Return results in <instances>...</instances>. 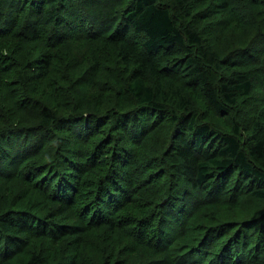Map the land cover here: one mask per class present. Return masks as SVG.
I'll use <instances>...</instances> for the list:
<instances>
[{
    "label": "trees",
    "instance_id": "trees-1",
    "mask_svg": "<svg viewBox=\"0 0 264 264\" xmlns=\"http://www.w3.org/2000/svg\"><path fill=\"white\" fill-rule=\"evenodd\" d=\"M194 3L202 8L195 17ZM235 3L251 17L256 7L264 12V0ZM237 6L233 0H0V264H102L81 258L84 249L98 247L109 251L107 264H264V210L245 222L241 211L216 208L232 205L234 196L264 203V106L255 108L244 140L239 125L227 131L198 122L183 93L195 85L223 114L237 95L250 94L247 73L215 75L231 62L264 57L257 47L264 29L221 58L196 26L219 11L244 22ZM137 34L141 43L131 42ZM146 111L166 113L160 123L180 131L166 150L170 168L161 166L165 180L143 177L133 165L145 143H170V135L144 136L151 124ZM108 122L129 130L133 148L119 149L122 138L91 142ZM234 174L235 187L240 178L248 184L225 195Z\"/></svg>",
    "mask_w": 264,
    "mask_h": 264
},
{
    "label": "rangeland",
    "instance_id": "rangeland-1",
    "mask_svg": "<svg viewBox=\"0 0 264 264\" xmlns=\"http://www.w3.org/2000/svg\"><path fill=\"white\" fill-rule=\"evenodd\" d=\"M235 1L239 2L241 0H233L234 6H237ZM200 5L201 3L193 4V12L191 13L193 17H195V15L199 13V8H201ZM209 6L212 8L215 5L209 4ZM206 9H209V8L206 7ZM233 10L234 12L239 14L238 16H236L237 18L243 19L245 21L236 22V21H229L231 19L225 20L223 19L224 14L221 15L222 13L221 11H219L216 14L211 15V17L205 18L203 21L197 22L196 24L199 30H202V28L205 29L206 33L204 34V38L207 40L208 43L214 44L215 48L220 50L219 54L221 58H223L226 53H229L230 51L233 52L236 48H238V46H241V45L244 46L245 44L249 43L248 38L246 42H244L242 38H244L245 36H252L253 33L259 32L257 28H260L261 31L262 29H264V12L260 11L257 7L254 11L255 17H251L247 15L246 13H244L242 9H240L239 5ZM210 12H211V9H210ZM257 25L259 27H257ZM247 28L248 30L246 31V33H242ZM240 32L242 33V36L239 35ZM128 38L131 39V42L133 43L134 42L141 43V41L143 40V36L141 34L130 35ZM261 40L262 41H260L257 44V47L261 45L260 47L264 51V37ZM175 51H178V54H177L178 58H182V56L184 57L185 51L182 48L178 46L175 48ZM237 71L247 73L248 77L253 82V87L249 95H237L236 103L232 107H230L229 113L227 114L214 111L213 108L205 102V99H204L203 94L201 93V90L195 85L189 86V87H186L187 86L186 85L185 86L186 89H184L183 93L185 95L187 94L188 98L190 99V104L188 106L189 110L193 112L194 115H196V120L198 122H203V121L209 122L216 129L227 130V131H231L234 125H239L240 133L243 135L242 139L245 140L246 139L245 136H248L249 134H251V132L249 131L250 129L248 128L253 127V124H252L253 121L249 119L251 118V116H253V112L255 111V108L260 109L262 106H264V57H260V60L258 62L256 61V62H252V63L245 64V65L237 64L235 63V61L231 62L230 65L224 66L220 71H218L219 73L216 74L215 77L217 75H220L221 76L220 78L224 79L225 77L230 76L231 73L233 72L235 73ZM176 80H180V79L176 78ZM111 97H114V94ZM111 97H108V98H111ZM176 100L177 98H174L173 102L176 103L177 102ZM161 115L163 116L160 117ZM154 116L156 115L152 111L145 112V119L150 121L151 124L148 125L150 126V129H148L147 133H144L145 134L144 136L148 137L150 135L152 136L154 133H156V135L160 133L161 139H163L164 137H167L168 135H170L168 137L170 143H168V141L166 143L165 141L164 143H162V145L160 144L159 146H156L150 142L145 143V146L142 147L141 150H139L138 152V156H140L141 158L140 164L133 163V165L137 166L136 168L139 170L140 175H142L143 177H146L147 175L148 176L156 175L157 177L163 176L161 180H165L166 175L164 174L162 175L161 172L164 170L162 169L161 166L170 168L169 167L170 160L167 157L168 156L167 153L169 151H166V150L171 149L170 147H174L177 144V139L180 135V131L175 129V127L171 129L170 125L168 126L166 124L165 126V125H162V123H160V120H166V118H168L166 113L163 112V114H160V116L159 115L156 116L157 118L156 120L153 119ZM159 118L161 119L158 120ZM78 123L80 122L73 121V125H76ZM158 124L164 126L163 130L157 129L156 126ZM101 130L98 133H96L95 136L91 138V142H94V141H96V143L101 142V140L99 139L105 138L104 140H102V144L104 143L105 145V142L109 140L110 138H111V143L112 141L120 143L121 141L120 138H122L123 141L119 145V149L121 146L125 147L126 145H128L129 148H133V145L132 146L129 145L131 139L133 138V136L130 135L129 130H123V131L118 130L116 126L113 124V122H108V124L105 125V128L103 129V131ZM108 130H109V135L108 133H105ZM183 131L184 130H182L181 132L182 135L184 134ZM135 138L137 137L135 136ZM140 140L141 142L144 141L141 138ZM206 143H208V140L206 141ZM218 143L219 142L217 140L214 141L212 147H216ZM168 144L170 145L169 147L167 146ZM111 147L113 148V144L111 145ZM149 166L152 170L148 168ZM125 167L123 168V170L127 169ZM123 170L121 171L123 172ZM170 172H174V170L171 169L169 173ZM173 177L175 178L174 175ZM237 177L238 176L234 174L231 177L230 182H227L224 185V190H227V191H224L225 195L228 194V196H231L230 193H233V191L236 192L237 194L240 189V185L245 186V184H248V182L244 178H240L241 183L239 181V184L236 186L237 190H235L236 187L234 185V182L237 181ZM26 193H27V189H26ZM241 200L242 199L240 198L237 199V197L234 196L232 205L229 206L228 204H224V205L221 204V205H217L216 208H220L224 212L236 211V210L239 212L241 211L243 212V214H241L239 217H242L243 218L242 220H245V222L249 220L251 216H254V217L259 216L264 210V203H259V202H254V201L250 202L245 199L242 202H240ZM35 203L36 201L32 202V204H35ZM209 208L210 210H212L214 207L213 205L212 206L210 205ZM226 209H228V211H225ZM200 218H201V215H198L195 220L196 221L198 220V222H200ZM255 219L256 218H254L253 220ZM57 220H60V219H57ZM89 238L93 242L97 237L95 233H91ZM109 256H110L109 251L105 250L104 252H102L101 247H98L96 250L92 248L84 249V251L81 254L82 259L88 260L90 262L93 261V257L100 258L102 264L108 263Z\"/></svg>",
    "mask_w": 264,
    "mask_h": 264
}]
</instances>
